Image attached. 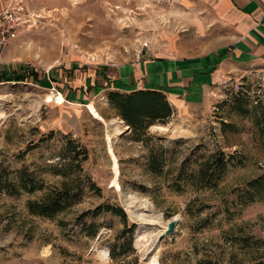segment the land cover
Masks as SVG:
<instances>
[{"label":"rangeland","instance_id":"374dc122","mask_svg":"<svg viewBox=\"0 0 264 264\" xmlns=\"http://www.w3.org/2000/svg\"><path fill=\"white\" fill-rule=\"evenodd\" d=\"M17 1L21 24L0 62V74L21 77L0 81V186L23 169L42 188L16 195L0 189V264H254L263 259L264 193L245 203L240 195L246 181L264 173V64L251 62L230 81L216 84L206 105L184 107L165 123H153L188 128L189 136L166 137L149 126L141 136L149 138L135 141L122 121L121 132L110 140L117 190L106 135L120 118L105 93L90 97L102 119L90 114L88 101L56 104L46 102V95L58 92L59 80L74 73L109 74L126 61L193 57L225 38L209 24L201 31L194 20L185 21L177 0ZM221 58L217 54L215 62ZM221 123L230 126L222 131ZM68 140L73 150L66 147ZM214 150L235 154L216 187L183 185L184 172ZM148 161L161 163L160 170H148ZM62 182L75 203L52 217L28 212V200ZM127 196L135 197L131 209L140 218L126 211ZM100 204L121 207L126 227L134 225L131 233L121 234L124 223L115 214L86 212ZM170 220L172 233L160 238ZM243 236L249 246L236 243ZM146 237V244L136 243Z\"/></svg>","mask_w":264,"mask_h":264},{"label":"crops","instance_id":"0c3cea01","mask_svg":"<svg viewBox=\"0 0 264 264\" xmlns=\"http://www.w3.org/2000/svg\"><path fill=\"white\" fill-rule=\"evenodd\" d=\"M9 1L0 0V9ZM177 5L186 13L185 21L194 20L201 31L209 24L225 39L193 57L138 59L117 64L109 74L97 69L94 74L61 78L58 93L64 102L90 103L96 91L102 96L110 91L155 90L165 96L172 112H179L206 105L216 84L230 81L249 63L264 64V0H177ZM217 54L222 57L219 62ZM86 89L91 90L88 95Z\"/></svg>","mask_w":264,"mask_h":264},{"label":"trees","instance_id":"16d2710c","mask_svg":"<svg viewBox=\"0 0 264 264\" xmlns=\"http://www.w3.org/2000/svg\"><path fill=\"white\" fill-rule=\"evenodd\" d=\"M2 80H21L19 76H9L0 74V81ZM239 93V91H237ZM108 103L115 109L119 118L127 126L128 131L134 134V140L140 141L148 139L149 137L141 138L146 133L147 127L153 125V123H165L166 119L171 115L172 109L169 106L165 96L155 90H137L132 92H117L110 91L106 94ZM234 109L242 113L240 105H236ZM230 126L229 123H221V130H225ZM73 150L74 144L68 140L65 143ZM82 158L85 156V151L82 152ZM235 154L226 155L221 150H214L207 154H203L200 161H198L195 169L185 171L186 179L183 185L197 186L200 189L214 188L222 178L229 162L235 157ZM75 153L72 158H77ZM240 158L234 163H240ZM79 168L78 165H75ZM147 168L151 172H157L161 168V163L148 161ZM179 174L176 177L179 179ZM176 182V181H175ZM42 188V184L30 177L25 170H19L16 172L13 178L9 181H4L0 186V189L4 190L6 194H18L20 192L31 193L35 190ZM264 193V173L249 179L243 186L241 193L242 201H252L257 195ZM77 201L73 193L69 191L66 184L62 182L58 188L52 189L44 193L39 199L28 200L26 202V208L29 213L42 216L52 217L57 213L65 210L67 207ZM90 215H97L101 212H110L120 217L124 223V227L121 230V234L128 232L131 233L134 225L130 224L129 227L125 225V214L121 207L110 204H100L95 206L91 210H87ZM249 237L243 236L236 239V243L241 246H249L247 241ZM109 257L114 260L116 253L113 248L109 249ZM204 264H210V260L203 262ZM254 264H264V258L257 260Z\"/></svg>","mask_w":264,"mask_h":264},{"label":"bare ground","instance_id":"6f19581e","mask_svg":"<svg viewBox=\"0 0 264 264\" xmlns=\"http://www.w3.org/2000/svg\"><path fill=\"white\" fill-rule=\"evenodd\" d=\"M45 99V98H44ZM46 102H55L56 104H62L64 102L63 100V97L60 93L58 92H49L47 95H46ZM89 111H90V114L97 118V119H102L101 116L96 112L95 108L92 106V104H88L87 105ZM154 130H152L153 132L157 133V134H164V136L166 137H180V136H189L191 135L193 132L188 129V128H184V127H181L179 125H171L168 127V125H153L152 126ZM151 127V128H152ZM159 131H163L162 133L159 132ZM121 132V128H120V121L119 120H116L113 124H112V127H111V130L109 133H107L106 135V139H107V149H108V153L110 155V158H111V161H112V171H113V184H115L117 190L119 189L115 179L116 176H117V166H116V161H115V158L113 156V153H112V150H111V147H110V140H111V137L117 133ZM135 197L133 196H127L126 198H123V203L125 205V209L126 211L129 213V215L131 216H136L138 218L141 217V215L139 214H136V211L137 210H133L131 209V205L135 202ZM137 204L138 205H141V206H149L146 201H140L138 200L137 201ZM135 217V218H136ZM147 241V237L146 238H140L137 240V244H146V243H143Z\"/></svg>","mask_w":264,"mask_h":264},{"label":"built area","instance_id":"2783aa9c","mask_svg":"<svg viewBox=\"0 0 264 264\" xmlns=\"http://www.w3.org/2000/svg\"><path fill=\"white\" fill-rule=\"evenodd\" d=\"M20 11L21 5L17 0H10L6 7L0 9V62L3 48L15 38L21 24Z\"/></svg>","mask_w":264,"mask_h":264},{"label":"water","instance_id":"95a60500","mask_svg":"<svg viewBox=\"0 0 264 264\" xmlns=\"http://www.w3.org/2000/svg\"><path fill=\"white\" fill-rule=\"evenodd\" d=\"M118 120L120 121V123L122 122L121 119H118ZM124 130H125V131H128L127 126L125 127ZM174 225H175V224H174V221H173V220L168 221L167 224H166V228L164 229L163 233H161V234L159 235V237L161 238L163 235H167V234L172 233V231H173V229H174ZM139 228H140V226L137 227V229H139ZM98 237H99V234L97 235L96 239H97Z\"/></svg>","mask_w":264,"mask_h":264}]
</instances>
